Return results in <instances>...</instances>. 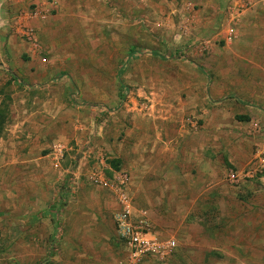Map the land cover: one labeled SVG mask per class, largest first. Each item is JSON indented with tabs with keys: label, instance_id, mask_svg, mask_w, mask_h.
<instances>
[{
	"label": "rangeland",
	"instance_id": "obj_1",
	"mask_svg": "<svg viewBox=\"0 0 264 264\" xmlns=\"http://www.w3.org/2000/svg\"><path fill=\"white\" fill-rule=\"evenodd\" d=\"M46 1L36 39L20 35L32 54L19 52L15 61L5 42L7 60L23 67L0 78V134L43 109L54 131L49 151L63 146V159L79 153L83 159L73 160L88 171L84 179L101 190L90 175L112 179L123 170L131 178L133 162H151L145 208L153 210L159 237L176 246L146 264H264V233H253L259 238L245 248L219 239L244 244L240 230L252 216L241 209L253 194H264V0ZM189 150L211 162L215 157L216 166L219 160L222 190L235 199L222 201L229 214L220 222L211 210L205 219L199 215L201 181L196 169L179 166ZM172 165L189 173L188 184L173 182ZM69 235L29 256L0 236V264L124 260L110 227L94 234L93 247H81L92 240L89 233Z\"/></svg>",
	"mask_w": 264,
	"mask_h": 264
},
{
	"label": "crops",
	"instance_id": "obj_2",
	"mask_svg": "<svg viewBox=\"0 0 264 264\" xmlns=\"http://www.w3.org/2000/svg\"><path fill=\"white\" fill-rule=\"evenodd\" d=\"M32 3H36L40 11L46 14L49 7L46 0H0V17L3 19L0 24V78L3 81L10 78L7 73L23 67L21 63L13 67L9 62L10 57L7 60L4 52L5 42L7 46H10L15 61L17 53L32 54L33 52L31 45L20 38L21 15L27 12ZM43 23L42 21L31 22L35 31L39 30ZM22 72L27 75L28 70L25 68ZM43 111L42 109L41 113L36 115L30 113L23 122L19 121L17 124L4 127L0 134V236L5 237L2 243L11 247L20 245L24 251L27 249L28 252L34 248H49L51 244H64L65 240L70 238L69 233L74 235L80 233L81 236L89 233L88 238L92 240H84L83 237L77 240L72 238L69 242L75 243H70L69 247H77L76 241L79 240L80 242L84 240L81 247L88 245L93 247L95 246L92 244L94 234L98 230L109 229V227L114 229L112 213L118 208L116 197L113 196L114 191L94 188L84 179L88 171L84 167H78L83 159L79 153L73 157L68 153L61 161H57L52 156L49 148L54 142L52 141L54 131L51 126L46 125ZM59 133L56 132L55 136H59ZM216 150L219 156V148L213 149L214 156ZM187 152L192 151L181 153L184 158L179 166L185 168V171L191 168L196 169V178L201 181L202 204L199 215L205 219L208 215L210 216L209 210H211L213 216L218 217L220 222L221 216L229 214L225 211L226 209L222 210V201L235 199L231 191L222 190L219 179V160L216 166L215 157L211 162L204 155L199 154L201 157H198ZM202 152H206L205 149ZM73 158H81V160L77 163V160ZM150 164L152 163L138 161L133 162L134 166H129L130 170L136 173L129 178L128 191L135 212L145 211L153 225L155 222L153 210L145 208L150 204V196L147 195L150 192L147 189L150 187V182L146 179L145 167ZM210 164L213 166L211 167ZM175 166L172 165L174 168L172 176L175 178L173 182L177 180L182 184H188L189 173L181 174ZM246 200L253 201L241 209L243 216L246 214L252 216L251 222L246 221L244 223L246 227L240 230L242 233L240 239L244 240H242L244 244L236 245L232 240L219 238L230 242L225 245L227 247H248L251 241L259 238V236L254 237V234L264 233V194H253L252 198ZM14 238L17 240L15 241ZM215 241L218 240L215 239ZM261 241L264 244V236L261 237ZM238 256L234 255L235 260Z\"/></svg>",
	"mask_w": 264,
	"mask_h": 264
},
{
	"label": "built area",
	"instance_id": "obj_3",
	"mask_svg": "<svg viewBox=\"0 0 264 264\" xmlns=\"http://www.w3.org/2000/svg\"><path fill=\"white\" fill-rule=\"evenodd\" d=\"M32 6V7H31ZM21 15L20 35L27 40H35V27L32 21H43L46 16L36 3ZM3 19L0 17V24ZM53 157L57 161L64 158V147L54 146ZM91 181L100 187L114 191L118 208L112 213L115 235L124 248V260L120 264H146L148 261L165 259L175 248L174 239H162L155 232L147 214L143 210L135 212L128 192V174L121 170L113 172L112 179L101 175H90Z\"/></svg>",
	"mask_w": 264,
	"mask_h": 264
},
{
	"label": "trees",
	"instance_id": "obj_4",
	"mask_svg": "<svg viewBox=\"0 0 264 264\" xmlns=\"http://www.w3.org/2000/svg\"><path fill=\"white\" fill-rule=\"evenodd\" d=\"M114 168H117L116 163H114Z\"/></svg>",
	"mask_w": 264,
	"mask_h": 264
}]
</instances>
